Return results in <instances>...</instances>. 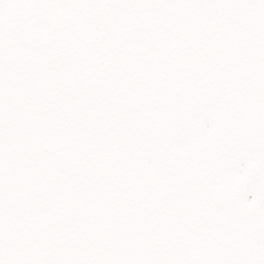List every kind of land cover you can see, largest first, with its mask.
I'll list each match as a JSON object with an SVG mask.
<instances>
[{
  "label": "snow or ice",
  "instance_id": "snow-or-ice-1",
  "mask_svg": "<svg viewBox=\"0 0 264 264\" xmlns=\"http://www.w3.org/2000/svg\"><path fill=\"white\" fill-rule=\"evenodd\" d=\"M0 264H264V0H0Z\"/></svg>",
  "mask_w": 264,
  "mask_h": 264
}]
</instances>
